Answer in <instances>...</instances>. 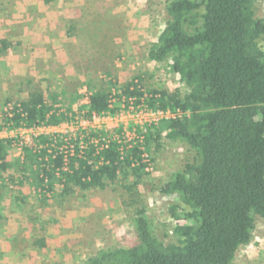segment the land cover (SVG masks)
Listing matches in <instances>:
<instances>
[{"label": "trees", "instance_id": "trees-1", "mask_svg": "<svg viewBox=\"0 0 264 264\" xmlns=\"http://www.w3.org/2000/svg\"><path fill=\"white\" fill-rule=\"evenodd\" d=\"M263 1L167 3L165 27L149 51V60L167 63L185 86L183 95L145 93L131 82L113 96L111 81L97 89L88 84V119L116 116L122 105L127 108L131 103L153 112H179L180 117L147 127V134L140 132L144 128L136 129L140 137L130 147L110 141L107 149L99 150L100 144L90 142L102 138L96 131L81 134L86 144L83 154L77 150L80 136L72 156L59 150L65 139L61 135L31 138L23 146L21 172L30 170L32 184L45 195L54 194L59 185L60 196L104 190L130 176L141 179L148 166L144 154L161 137L182 142L195 154L193 162L159 188L161 195L176 196L182 204L170 208L176 243L166 245L156 237L144 208L131 196L133 185H128L124 189L129 201L124 204L126 212L133 209L138 243L129 249L100 250L83 264H233L238 250L251 242L256 220L264 219V51L260 47L264 19L255 13ZM73 28L69 25L66 35ZM18 46L19 42L0 37V59ZM64 94V90L46 95L31 89L26 100L10 105L0 118V131L71 122L72 110L56 107ZM14 142L0 139V175L8 169ZM35 243L44 247L42 241Z\"/></svg>", "mask_w": 264, "mask_h": 264}, {"label": "rangeland", "instance_id": "rangeland-1", "mask_svg": "<svg viewBox=\"0 0 264 264\" xmlns=\"http://www.w3.org/2000/svg\"><path fill=\"white\" fill-rule=\"evenodd\" d=\"M169 1L0 0V37L20 42L0 59V118L34 88L46 95L64 90L56 107L74 114L71 122L50 130L0 131V139L15 140L8 169L0 175V264H83L100 250L132 248L138 240L133 209L127 206L126 212L124 204L129 201L124 189L128 185H133L131 196L144 208L156 237L166 245L177 242L170 208L182 204L176 196L161 195L159 188L193 162L195 154L182 142L153 140L144 154L149 167L141 179L130 176L104 190L60 196L57 185L54 194L45 195L32 184L30 170L21 172L22 148L31 138L64 136L59 150L66 151L83 132H99L107 141L126 147L140 137L132 127L127 131L117 127L119 123L110 119L114 116L96 122L88 119V84L97 89L111 81L113 96L131 82L145 93L186 92L167 63L149 60V51L165 27ZM255 13L264 19V1ZM69 25L74 28L68 36ZM260 47L264 51V37ZM233 264H264V219L256 220L251 242L238 250Z\"/></svg>", "mask_w": 264, "mask_h": 264}, {"label": "built area", "instance_id": "built-area-1", "mask_svg": "<svg viewBox=\"0 0 264 264\" xmlns=\"http://www.w3.org/2000/svg\"><path fill=\"white\" fill-rule=\"evenodd\" d=\"M181 114L179 112L176 113H171L170 111H149L144 107L143 105L140 106H134L132 103L127 107L123 108V110L117 114L116 116L110 118L111 120L115 121L117 124V127H123L124 131H127L129 127H132L134 130L140 128H145V127H150L152 125H156L159 122L163 120H170L174 119L176 117H180ZM109 117V116H104V117H96L93 116L91 119L92 121H100L101 119ZM55 127H37V128H32L30 130H50ZM25 130V128H22ZM77 138L75 139L74 142H76ZM83 138L80 137L77 141V150L80 152V154H83L84 150L86 149V144L82 141ZM91 144H94L95 146L100 144L99 150L102 149H107L109 146V141H107L104 137L98 138V139H91ZM75 151V145L73 144L70 146L69 149H67L65 154H70L72 156ZM145 162L148 164V159L147 156H144ZM149 166H147L148 169Z\"/></svg>", "mask_w": 264, "mask_h": 264}, {"label": "crops", "instance_id": "crops-1", "mask_svg": "<svg viewBox=\"0 0 264 264\" xmlns=\"http://www.w3.org/2000/svg\"><path fill=\"white\" fill-rule=\"evenodd\" d=\"M2 38V37H1ZM20 43V42H19Z\"/></svg>", "mask_w": 264, "mask_h": 264}]
</instances>
